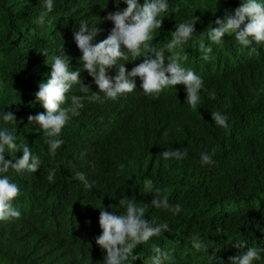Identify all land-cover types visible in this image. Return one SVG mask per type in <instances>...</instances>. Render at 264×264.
Segmentation results:
<instances>
[{
  "label": "trees",
  "instance_id": "1",
  "mask_svg": "<svg viewBox=\"0 0 264 264\" xmlns=\"http://www.w3.org/2000/svg\"><path fill=\"white\" fill-rule=\"evenodd\" d=\"M45 2L0 0V117L5 111L15 114L17 121L7 125L15 142L18 147L27 144L41 161L34 173L10 169L6 174L20 188L12 205L21 216L0 221V264H104L106 252L95 242L102 234L100 207L122 214L119 201L124 197H135L137 206L146 207V219L167 222L172 230L137 246L134 254L143 259L132 262L130 257L126 264L148 261L153 244L170 253L165 264H231L229 257L246 251L233 246L237 240L264 249V44L253 42L257 52L249 55L234 34L226 33L219 45L206 35L210 23L225 10L234 15L241 0H168L169 11L158 17L163 18L162 28L152 33L149 44L160 48L170 41L176 24L199 19L195 36L204 33L206 46L213 49L212 59L204 61L197 39L183 46L188 60L182 66L204 81L195 111L185 102V85L168 86L153 98L145 95L136 77L137 88L115 101L84 99L80 114L62 129L64 143L55 156L43 130L27 119L46 112L35 101L38 84L50 78L53 58L65 54L69 71L79 70L81 82L66 94L63 106L71 104L72 95L99 93L83 69L73 34L83 20L100 29L93 44L107 38L114 24L105 17L127 5L124 0H53V10L37 26L40 13L47 11ZM176 5L178 13L172 11ZM126 55L129 61L117 64L125 63L129 71L143 60ZM108 74L115 76V67ZM84 85L89 86L87 94L80 92ZM213 91L216 98L210 99ZM212 111L228 117V129L215 125ZM169 146L186 150L187 157L163 159L160 153ZM213 149L215 163L202 165L200 154ZM7 151L5 159H11ZM22 154L11 153L13 158ZM49 169L55 170L53 182L47 180ZM77 172L94 186L88 189L74 179ZM145 180L153 182L152 193L145 192ZM155 188L182 211L173 215L152 206ZM195 235L208 251L192 247ZM252 264H264V252Z\"/></svg>",
  "mask_w": 264,
  "mask_h": 264
},
{
  "label": "clouds",
  "instance_id": "2",
  "mask_svg": "<svg viewBox=\"0 0 264 264\" xmlns=\"http://www.w3.org/2000/svg\"><path fill=\"white\" fill-rule=\"evenodd\" d=\"M119 2L120 0H116L117 4ZM124 2L127 5L126 8L109 12L105 17L114 24L107 38L93 44V38L98 35L100 29L89 28L83 20L73 34L82 52L80 61L83 69L94 78L100 90L99 93L92 92L91 96L72 95L71 104L63 106L67 103L66 94L73 85L81 82L79 70L69 71V58L65 54L53 58L50 78L38 84V91L34 93L35 101L41 103L46 112L29 115L27 119L29 124L36 123L43 130L52 156H55L57 149L64 143L59 138L62 129L72 117L80 114L78 110L83 108L84 99L100 103H103L105 99L115 101L119 96L132 93L137 88L136 77L142 81L141 88L145 95L153 96V98H158L161 91L168 86L185 85V102L192 110L197 109L204 81L192 69L183 67L181 62L188 60L183 46L193 38L199 41L201 59L204 61L212 59L210 54L213 49L211 46H206L204 33L195 36V24L199 19L185 20L176 24L175 30L170 33V41L157 48L148 42L153 38L152 33L162 28L163 18L158 19V17L161 13L169 11L168 0H143V3L139 0H124ZM44 8L47 11L40 13L35 21L37 26H43L47 12L53 10V0H46ZM172 11L178 13L180 6H174ZM213 23L216 27L212 26ZM210 25L206 34L209 41L219 45L226 33L234 34L239 45L248 48L249 55H252L257 52L253 42L255 45L264 44V0H241L240 6L234 10V15L225 10L224 16L217 17ZM176 49L179 51H175ZM126 52L131 54L132 60L143 57L142 62L136 64L130 71L126 69L125 63L117 64V61L121 59L129 61ZM43 54L46 56L47 52ZM113 67H115L116 75L110 76L108 73ZM89 91L87 85L80 89V92L85 94ZM100 93L104 94L103 98L99 95ZM208 95L210 99L216 98L214 91L209 92ZM211 116L215 125L223 129L229 128L228 117L225 114L212 111ZM0 119L4 125L0 127V174H5L0 176V221H9L19 219L21 216L20 211L12 205V201L20 195V188L6 174L10 169L16 173L25 170L34 173L40 167L41 161L39 156L33 155L27 144L18 147L15 142L14 130L7 127L8 124L17 121L15 114L12 111H5ZM6 149L11 159H5ZM18 151H22V156L15 155L13 158L11 153ZM160 154L165 160L172 158L182 160L188 155L186 150L173 149L171 146ZM214 155L215 149L211 153L202 152L201 164H214L215 161L212 159ZM54 177L55 170L49 169L47 180L53 182ZM74 179L83 182L88 189H91L95 183L94 181L89 183L81 172H77ZM144 190L147 193L153 192L151 180L144 181ZM154 191L155 194L152 195L150 202L152 206L168 210L173 215L182 211L179 203L174 205L169 203L167 195L161 198L160 188H155ZM134 201L135 197L121 199L119 204L123 206L124 212L119 215L100 207L99 226L102 234L95 237V242L106 252L104 264H126L130 257L132 262L143 259L140 254H134L137 246L148 242L154 236H159L162 232H172L167 222L157 223L155 218L146 219V207L137 206ZM191 245L197 250L208 251L209 249L199 235L191 237ZM233 246L246 251L229 257L231 264H252L254 260H260L261 253L264 252L262 248L248 247L247 241L237 240ZM151 251L153 254L150 259L143 260V264H165V261L172 258L169 252L163 251L156 244L152 245Z\"/></svg>",
  "mask_w": 264,
  "mask_h": 264
}]
</instances>
